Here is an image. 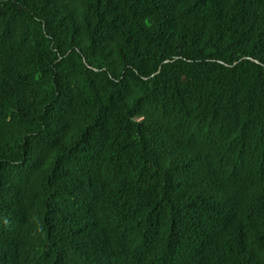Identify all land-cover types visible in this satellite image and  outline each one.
Wrapping results in <instances>:
<instances>
[{
	"label": "trees",
	"instance_id": "16d2710c",
	"mask_svg": "<svg viewBox=\"0 0 264 264\" xmlns=\"http://www.w3.org/2000/svg\"><path fill=\"white\" fill-rule=\"evenodd\" d=\"M0 264H264V0H0Z\"/></svg>",
	"mask_w": 264,
	"mask_h": 264
}]
</instances>
